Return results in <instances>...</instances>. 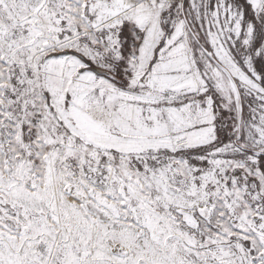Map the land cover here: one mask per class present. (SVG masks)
Returning <instances> with one entry per match:
<instances>
[{
	"label": "snow or ice",
	"instance_id": "1",
	"mask_svg": "<svg viewBox=\"0 0 264 264\" xmlns=\"http://www.w3.org/2000/svg\"><path fill=\"white\" fill-rule=\"evenodd\" d=\"M0 264H264V0H0Z\"/></svg>",
	"mask_w": 264,
	"mask_h": 264
}]
</instances>
